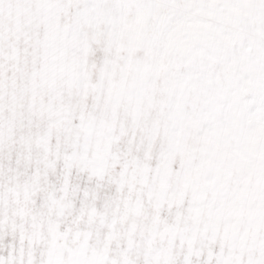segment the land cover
Instances as JSON below:
<instances>
[{"label": "snow or ice", "instance_id": "6c2138e0", "mask_svg": "<svg viewBox=\"0 0 264 264\" xmlns=\"http://www.w3.org/2000/svg\"><path fill=\"white\" fill-rule=\"evenodd\" d=\"M0 264H264V0H0Z\"/></svg>", "mask_w": 264, "mask_h": 264}]
</instances>
